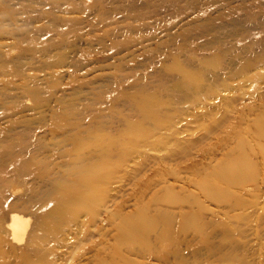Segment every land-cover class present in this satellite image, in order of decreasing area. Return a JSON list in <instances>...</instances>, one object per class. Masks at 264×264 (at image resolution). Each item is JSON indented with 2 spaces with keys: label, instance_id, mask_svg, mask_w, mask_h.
<instances>
[{
  "label": "rangeland",
  "instance_id": "obj_1",
  "mask_svg": "<svg viewBox=\"0 0 264 264\" xmlns=\"http://www.w3.org/2000/svg\"><path fill=\"white\" fill-rule=\"evenodd\" d=\"M262 117L264 0H0V261L264 264ZM241 153L253 175L236 179ZM105 160L96 215L29 246L45 191ZM15 209L22 243L3 226Z\"/></svg>",
  "mask_w": 264,
  "mask_h": 264
},
{
  "label": "bare ground",
  "instance_id": "obj_2",
  "mask_svg": "<svg viewBox=\"0 0 264 264\" xmlns=\"http://www.w3.org/2000/svg\"><path fill=\"white\" fill-rule=\"evenodd\" d=\"M189 82H193L192 77H189ZM138 107L140 108V111L142 112L144 118L155 119L157 112L154 108L152 97L148 95H143L142 97H140ZM127 128H129V133L135 131L136 135L139 136H145L146 132L149 130L145 127H141L137 122H130ZM259 131V134L263 135L264 137V117H262V121L259 124ZM243 153H241L238 157H236L228 165H226V172H239V175L241 177L242 174L240 173H249L252 170H250V167L248 165L251 162L247 163V159L249 158L246 157V159L245 156H243ZM245 153L247 152L245 151ZM26 162L28 163V161ZM110 166L111 163L105 160L101 163L88 167L86 171L83 170L78 172L74 180L68 181L65 179H60L53 183L52 188L48 191H45L44 197L41 196L43 200L41 203H43L44 205L42 204L43 207L39 209V214L37 217V222L34 225L33 233L31 235L29 234L30 236H28L29 238L27 243L29 244V246L31 245L33 247H39L40 245H42L48 234L57 231L59 223L61 221L73 219L81 209H85V211L89 212L90 217H94L96 215L95 204L100 199V195L98 194L99 187L103 183L104 179L109 175L111 168ZM244 173L243 175H245ZM236 175L233 173V176L235 178H239L238 173ZM217 178L219 179V177ZM220 178H223V176H221ZM235 178L234 180L237 179ZM224 180L227 181L226 178ZM228 180V183L232 182V179L228 178ZM232 184H234V182H232ZM199 185L209 196L216 195V188L213 186V184H210L207 179L201 178L199 181ZM27 217L26 215L24 216L20 212L16 211V209L10 210L7 214L6 221L3 222V226L7 229L8 235L15 241L21 242L25 235L24 233L28 231V219L30 220V217ZM146 228L147 223L140 218L137 220L128 221L120 226L118 237L122 240H125L126 242H130L133 239L135 240V237H139ZM3 241L4 237L0 234V244H2ZM19 256L22 264L48 263L43 254H39L38 258L34 261L29 260L24 252ZM0 264L3 263L0 261ZM97 264L105 263L98 262Z\"/></svg>",
  "mask_w": 264,
  "mask_h": 264
}]
</instances>
